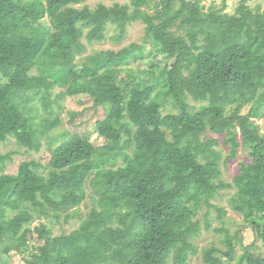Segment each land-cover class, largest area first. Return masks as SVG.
<instances>
[{"label":"trees","instance_id":"1","mask_svg":"<svg viewBox=\"0 0 264 264\" xmlns=\"http://www.w3.org/2000/svg\"><path fill=\"white\" fill-rule=\"evenodd\" d=\"M87 1L0 0V141L14 137L35 152L47 143L50 151L46 163L25 160L16 173L6 171L12 154L0 152V264L7 241L30 247L34 233L42 243L26 264H192L195 239L212 228L208 209L226 214L209 188L235 191L232 206L247 208L245 222L264 246V133L256 121L264 118V11L250 0L234 13L205 0ZM137 21L144 43L89 52L95 42H121ZM132 63L145 68L121 77ZM58 87L66 89L55 94ZM67 96L91 104L94 126L54 136ZM67 112L76 126L82 112ZM91 133L119 146L98 145ZM241 149L250 160L226 182L222 165ZM37 217L81 223L54 234L44 222L32 228ZM214 230L226 249L204 247L201 264H225V255L264 264L239 231ZM237 243L244 252L235 258Z\"/></svg>","mask_w":264,"mask_h":264},{"label":"rangeland","instance_id":"2","mask_svg":"<svg viewBox=\"0 0 264 264\" xmlns=\"http://www.w3.org/2000/svg\"><path fill=\"white\" fill-rule=\"evenodd\" d=\"M105 2L108 5H112L113 3H125L127 0H88L87 3L91 6H95L99 2ZM240 0H205L204 5L206 7L211 5H216L218 7L222 6L224 3L226 4V11L229 13H234L237 6L239 5ZM250 7L253 10H260L264 11V0H250L249 2ZM152 12V10L150 11ZM45 21L49 23V18L46 17ZM109 33H114V30L112 27H110ZM145 25L141 21L134 22L133 24L129 25L128 27V33L124 37V39L121 42L115 41V40H107L105 42H99L94 43L91 45V48L89 50L90 53H96L101 50L106 49H114L116 51L121 50L122 48L131 45L132 43H144V37H145ZM145 68V66L138 68L136 64L132 63L130 66H128L127 69H125L123 72H121V77H125L126 73L130 72L131 74H137L138 71H141ZM66 88L58 87L54 90L55 94L59 93L60 90H65ZM64 106V110L60 111L58 114L60 118L62 119V123L60 126L54 130L53 135L58 136L60 135L59 132L63 131H69L71 133H85V128H92L94 126V121L96 115L94 114V109H92V106L90 103H87L86 101L80 102L79 98H72L70 96H67L66 99L62 100ZM189 102H191L192 107L194 110H199L202 106L201 103L195 102L193 99H189ZM67 108L76 109L78 112H82V115L77 117L75 119L76 126L71 125L69 120L70 117L67 112ZM166 109L168 111L177 112V109H175L171 104H169ZM249 110V107L244 109L243 113H247ZM196 112V111H195ZM46 114V113H45ZM48 115V114H47ZM256 121L261 125V132L264 133V118H258ZM84 123V124H83ZM82 125L80 127H77V125ZM215 137L216 135H212ZM90 138L98 145H105L107 148H117L119 146L118 143H107L103 138H97V135L90 134ZM220 142L221 144L219 147L223 150L225 158L228 154L229 146L225 145L223 142V137L220 136ZM56 145L58 144L55 143ZM0 152L6 154L11 153L12 154V160H9L7 162L6 171L7 172H14L16 173L18 171V167L22 161L25 160H31V159H37L41 160L43 163H46L48 161V158L50 156V151L47 147V143H44L42 149L40 152L35 151H28V149L24 146H21L14 137L9 138L6 142L0 141ZM250 160V156L248 154V150L241 149L239 152V156L236 159H230L226 166L222 165L223 168V179L226 182H231L233 177L239 173V167L240 162H246ZM234 190H223L220 194H216L213 192L212 189H205V193L207 195V198L211 200L212 203H215L218 207L224 208L226 210V214L223 217H219L218 210L215 208L208 209L209 214L208 218L212 223V228L210 230H204L203 233L200 235V237L196 238L195 241L198 243V249L199 253L195 256H192V264H201L202 257L200 255V250H202L204 247H210L212 245H215L219 248L226 249L223 238L224 233H219L214 228L226 226L232 233L240 232V237L244 240V245H251L252 243H255L262 253L264 254V246L261 243V240H259L256 235L253 233L251 228L249 227L248 223L245 221H248V217L245 215V212L247 208L243 206L240 208V210L235 209V207L232 206V199L231 197L234 194ZM86 207V206H85ZM207 214V208H204L202 211L199 212L198 219H201V221L204 223L205 221V215ZM40 222H44L48 225V227H51L54 234H58L62 229L69 233V231H72L80 226V219H72L69 223H66L64 227L62 225L57 224L52 219L47 218H35L29 225L34 228L35 226L39 225ZM56 223V224H53ZM29 241H31L30 247L22 245L21 241H7L1 249H5V251L1 254V257L7 261V264H26L27 260H30L32 256L36 253L37 247L42 243L40 239L38 238V233H34L31 236H28ZM237 241L234 242V244ZM7 254H6V253ZM244 252L243 246H241L239 243H237V256H241ZM219 254V253H218ZM222 255V254H221ZM231 257L224 256L225 264H236L238 262L236 259H234L233 262H231Z\"/></svg>","mask_w":264,"mask_h":264}]
</instances>
